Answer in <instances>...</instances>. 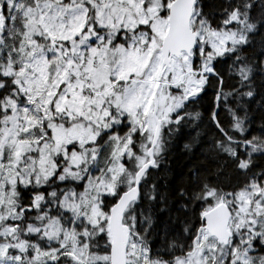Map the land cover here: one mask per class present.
<instances>
[{
  "label": "snow or ice",
  "instance_id": "obj_1",
  "mask_svg": "<svg viewBox=\"0 0 264 264\" xmlns=\"http://www.w3.org/2000/svg\"><path fill=\"white\" fill-rule=\"evenodd\" d=\"M0 264H264V0H0Z\"/></svg>",
  "mask_w": 264,
  "mask_h": 264
}]
</instances>
